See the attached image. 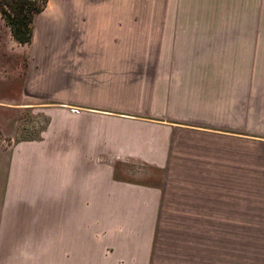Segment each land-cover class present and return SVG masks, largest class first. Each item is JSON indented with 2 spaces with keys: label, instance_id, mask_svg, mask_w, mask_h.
<instances>
[{
  "label": "crops",
  "instance_id": "crops-1",
  "mask_svg": "<svg viewBox=\"0 0 264 264\" xmlns=\"http://www.w3.org/2000/svg\"><path fill=\"white\" fill-rule=\"evenodd\" d=\"M256 97L264 0H47L28 44L0 14V104L47 117L0 139V264H155L169 216H221L252 176Z\"/></svg>",
  "mask_w": 264,
  "mask_h": 264
},
{
  "label": "rangeland",
  "instance_id": "rangeland-1",
  "mask_svg": "<svg viewBox=\"0 0 264 264\" xmlns=\"http://www.w3.org/2000/svg\"><path fill=\"white\" fill-rule=\"evenodd\" d=\"M158 8L160 11L165 9V6ZM148 9L149 5L141 6L143 13L148 12ZM38 14L33 18V29ZM14 60L25 62L26 56L19 58L15 56ZM22 78L21 74L15 73L12 79L14 99L20 94ZM255 99L254 104L261 109V112L255 119L253 131L261 134H256L258 136H254V140L260 139L262 143L255 144L251 151L249 145H240L239 142L237 151V155H241V151L245 150L240 149L246 148L247 159L253 161L251 177L246 175L249 173V168H244L245 170L240 168L241 173H239L242 178L247 176V179L251 180L236 184L233 204L228 205L227 201L221 209V216L206 214L205 221L200 223L188 222V216H169L175 221L161 225L153 256L156 258L155 264H264V101H258V97ZM17 105L0 104V139L4 140L2 144L5 146L20 139L38 137L47 122L45 115H33L30 109L15 107ZM234 148V143L223 140L222 155L225 153L229 155V150L233 153ZM159 177L160 173L155 172L147 181L152 183ZM222 192L225 191L222 189ZM225 201L226 199H223V202ZM217 218H221V222ZM196 226H204L206 230L182 229ZM219 227L221 229H218ZM232 227L247 229H232ZM0 258H6L5 247L1 249Z\"/></svg>",
  "mask_w": 264,
  "mask_h": 264
},
{
  "label": "trees",
  "instance_id": "trees-1",
  "mask_svg": "<svg viewBox=\"0 0 264 264\" xmlns=\"http://www.w3.org/2000/svg\"><path fill=\"white\" fill-rule=\"evenodd\" d=\"M47 0H0V14L19 44L31 42L33 18L46 6Z\"/></svg>",
  "mask_w": 264,
  "mask_h": 264
}]
</instances>
